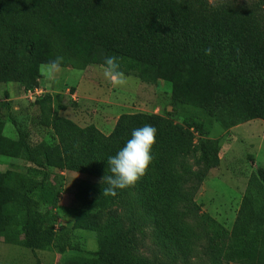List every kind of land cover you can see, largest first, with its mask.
<instances>
[{"label": "trees", "instance_id": "obj_1", "mask_svg": "<svg viewBox=\"0 0 264 264\" xmlns=\"http://www.w3.org/2000/svg\"><path fill=\"white\" fill-rule=\"evenodd\" d=\"M216 1L0 0V83L31 90L37 82L30 76L56 56L63 65L104 66L114 55L127 75L166 80L173 103L199 107L231 126L264 121V0L244 9ZM34 102L56 142L6 137L0 118V156L30 163L17 177L0 170V241L57 254L82 251L73 238L74 228H83L97 233V248L56 264H175L189 259L198 241L211 262L264 264L263 168L249 174L227 229L195 200L208 170L219 165L216 140H196L189 126L143 112L121 113L105 134L59 115L49 92ZM145 124L157 129L148 174L135 187L104 196L108 157ZM52 167L84 175L71 226L55 228L53 212L39 210L33 198L38 175ZM148 230L158 253L146 251Z\"/></svg>", "mask_w": 264, "mask_h": 264}, {"label": "rangeland", "instance_id": "obj_2", "mask_svg": "<svg viewBox=\"0 0 264 264\" xmlns=\"http://www.w3.org/2000/svg\"><path fill=\"white\" fill-rule=\"evenodd\" d=\"M231 1L236 7L244 9L252 0ZM42 65L30 76L31 80L37 82L38 94L35 95L51 93L52 105L57 113L80 126L94 124L108 134L121 113H155L189 126L196 140H216L219 145V165L208 170L195 194V200L202 210L227 229L231 228L249 174L259 168L264 169L263 120L251 119L231 126L217 121L199 107L173 103L171 87L163 79L149 81L125 74L128 78L126 85L115 87L104 77L103 66L76 62L62 65L63 71L50 80L44 75ZM24 89H27L26 84L17 81L0 83V118L4 121L2 135L17 140L20 134H24L29 141L55 143L53 130L39 123L40 111ZM29 165L21 156H0V170L9 172L13 177L24 174ZM83 177L80 173L53 167L38 175L41 182L33 198L39 210L49 209L53 212L55 228L73 225L77 212L76 191ZM11 215L13 218L17 216L14 212ZM74 235L73 241L80 243L83 250H67L62 254L0 241V264L63 263L67 259L90 256L84 251L97 248L98 236L95 231L74 228ZM150 237L148 230L146 242L151 248L146 251L158 253ZM197 245L189 259L179 260L175 264H228L209 261L200 252L201 241Z\"/></svg>", "mask_w": 264, "mask_h": 264}, {"label": "clouds", "instance_id": "obj_3", "mask_svg": "<svg viewBox=\"0 0 264 264\" xmlns=\"http://www.w3.org/2000/svg\"><path fill=\"white\" fill-rule=\"evenodd\" d=\"M204 51L206 55H211L212 49L209 47ZM63 63V56L48 61L41 66L44 75L54 80L63 71ZM103 75L115 87L125 86L128 79L114 55L104 58ZM156 134L157 129L150 124L138 127L132 131L124 146L115 155L108 157L110 175L102 178L108 185L103 191L104 196L115 197L117 190L135 187L148 174L153 162L152 149L156 143Z\"/></svg>", "mask_w": 264, "mask_h": 264}, {"label": "built area", "instance_id": "obj_4", "mask_svg": "<svg viewBox=\"0 0 264 264\" xmlns=\"http://www.w3.org/2000/svg\"><path fill=\"white\" fill-rule=\"evenodd\" d=\"M34 90V89H33ZM27 91V94L32 98V99H35V97L37 96V95H35V94H38V89L37 88H35V90L34 91H31L30 89L29 90H26Z\"/></svg>", "mask_w": 264, "mask_h": 264}]
</instances>
